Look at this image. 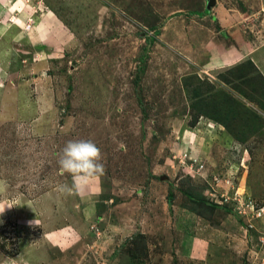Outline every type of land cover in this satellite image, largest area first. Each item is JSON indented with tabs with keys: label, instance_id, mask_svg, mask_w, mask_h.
<instances>
[{
	"label": "rangeland",
	"instance_id": "obj_1",
	"mask_svg": "<svg viewBox=\"0 0 264 264\" xmlns=\"http://www.w3.org/2000/svg\"><path fill=\"white\" fill-rule=\"evenodd\" d=\"M0 205V264H264V0H0Z\"/></svg>",
	"mask_w": 264,
	"mask_h": 264
},
{
	"label": "clouds",
	"instance_id": "obj_2",
	"mask_svg": "<svg viewBox=\"0 0 264 264\" xmlns=\"http://www.w3.org/2000/svg\"><path fill=\"white\" fill-rule=\"evenodd\" d=\"M118 147L124 149L121 142ZM59 170L61 174L67 173L72 176L73 185L78 190H83L92 180L104 174L102 154L97 145L91 140H70L62 150L59 158ZM72 191L71 188L68 189ZM5 208L0 205V214ZM37 224L30 221L29 224Z\"/></svg>",
	"mask_w": 264,
	"mask_h": 264
},
{
	"label": "crops",
	"instance_id": "obj_3",
	"mask_svg": "<svg viewBox=\"0 0 264 264\" xmlns=\"http://www.w3.org/2000/svg\"><path fill=\"white\" fill-rule=\"evenodd\" d=\"M45 16V17H44ZM47 16L48 15H43V18H44V20H46V18H47ZM51 17H53V21L54 20H57L58 22H59V19L58 18H56L55 16H51ZM54 23V25L53 26H55V27H57V24L55 23V22H53ZM36 38H37V36H36ZM34 43H36V42H38V41H36L35 39H34V41H33ZM37 44V43H36ZM37 46H38V44H37ZM229 53H231L232 54V52L231 51H229ZM205 58V55H203L202 57H200V59H204ZM213 65H215V64H213ZM226 65H228V64H226ZM223 66V65H222ZM218 67V66H217ZM221 67V66H220ZM210 69V68H209Z\"/></svg>",
	"mask_w": 264,
	"mask_h": 264
},
{
	"label": "water",
	"instance_id": "obj_4",
	"mask_svg": "<svg viewBox=\"0 0 264 264\" xmlns=\"http://www.w3.org/2000/svg\"><path fill=\"white\" fill-rule=\"evenodd\" d=\"M212 1V0H211Z\"/></svg>",
	"mask_w": 264,
	"mask_h": 264
}]
</instances>
